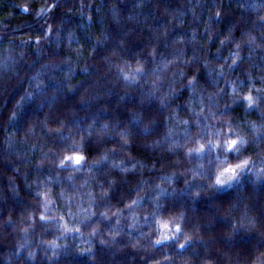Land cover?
<instances>
[{"label": "trees", "instance_id": "obj_1", "mask_svg": "<svg viewBox=\"0 0 264 264\" xmlns=\"http://www.w3.org/2000/svg\"><path fill=\"white\" fill-rule=\"evenodd\" d=\"M0 264H264V0H0Z\"/></svg>", "mask_w": 264, "mask_h": 264}, {"label": "snow or ice", "instance_id": "obj_2", "mask_svg": "<svg viewBox=\"0 0 264 264\" xmlns=\"http://www.w3.org/2000/svg\"><path fill=\"white\" fill-rule=\"evenodd\" d=\"M28 9L25 7V11ZM244 101H246L249 106H252L255 101L251 95H248L247 97L242 98ZM210 144L212 142H209ZM246 143L242 138L238 140H230L225 141L223 144H213L212 146L217 149H222L224 152V163H226V166L223 167L222 170H220L218 173L215 174V183L213 187H224L228 184L237 181L241 174L244 173L246 170H248L249 161L248 160H242L239 163L231 164L227 163L228 157L231 154H235L236 158H239L240 154V145ZM204 149V145H201L199 149H196L195 151H202ZM193 151L192 149L189 150V152ZM74 159L75 163L77 165H80L83 161L86 160V157L83 155H75V157H65V160L72 161ZM61 164H64V161H61ZM196 196H199L200 193H195ZM167 227V225H164ZM177 231H182L179 225H176ZM164 239H172L170 236H165ZM185 245L181 244L179 247L183 248Z\"/></svg>", "mask_w": 264, "mask_h": 264}]
</instances>
